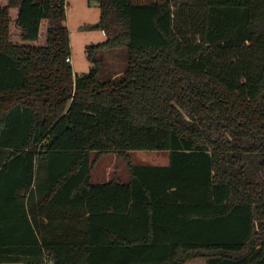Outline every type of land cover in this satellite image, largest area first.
Segmentation results:
<instances>
[{"label": "trees", "instance_id": "trees-1", "mask_svg": "<svg viewBox=\"0 0 264 264\" xmlns=\"http://www.w3.org/2000/svg\"><path fill=\"white\" fill-rule=\"evenodd\" d=\"M93 1L78 76L65 0H0V264H264V0Z\"/></svg>", "mask_w": 264, "mask_h": 264}, {"label": "rangeland", "instance_id": "rangeland-1", "mask_svg": "<svg viewBox=\"0 0 264 264\" xmlns=\"http://www.w3.org/2000/svg\"><path fill=\"white\" fill-rule=\"evenodd\" d=\"M183 2L187 0H182ZM66 2V24L68 28V39L70 46L69 64L73 74L78 76L88 74L93 67L85 55V48L90 45L102 44L106 41V36L103 30L96 29L99 21L98 5L93 0H65ZM175 10V9H173ZM110 53V54H109ZM115 53V54H114ZM124 51H109L104 52V55H116L118 61L111 60L104 61L97 65L103 71L104 66L107 70H112L111 66L123 64ZM123 59V62H121ZM108 60V59H106ZM100 70V71H101ZM109 72L106 73L108 75ZM130 162L133 165H151V166H165L168 163L167 152H129ZM93 167L91 170V179L94 183L108 181L117 178L121 182H126L128 179L126 164L117 160L115 155L96 156L91 154ZM186 264H205L203 260H192Z\"/></svg>", "mask_w": 264, "mask_h": 264}, {"label": "crops", "instance_id": "crops-1", "mask_svg": "<svg viewBox=\"0 0 264 264\" xmlns=\"http://www.w3.org/2000/svg\"><path fill=\"white\" fill-rule=\"evenodd\" d=\"M116 178V177H115ZM128 180V179H127ZM127 182V181H126ZM195 260H203V261H205V259H203V258H198V259H195ZM205 264H206V261H205Z\"/></svg>", "mask_w": 264, "mask_h": 264}, {"label": "water", "instance_id": "water-1", "mask_svg": "<svg viewBox=\"0 0 264 264\" xmlns=\"http://www.w3.org/2000/svg\"><path fill=\"white\" fill-rule=\"evenodd\" d=\"M96 29H98L99 28V26L98 25H96V27H95Z\"/></svg>", "mask_w": 264, "mask_h": 264}, {"label": "built area", "instance_id": "built-area-1", "mask_svg": "<svg viewBox=\"0 0 264 264\" xmlns=\"http://www.w3.org/2000/svg\"><path fill=\"white\" fill-rule=\"evenodd\" d=\"M66 61L69 63V61H70V60H69V59H67Z\"/></svg>", "mask_w": 264, "mask_h": 264}]
</instances>
